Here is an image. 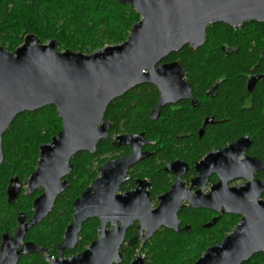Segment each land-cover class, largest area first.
I'll return each mask as SVG.
<instances>
[{
	"label": "water",
	"instance_id": "obj_1",
	"mask_svg": "<svg viewBox=\"0 0 264 264\" xmlns=\"http://www.w3.org/2000/svg\"><path fill=\"white\" fill-rule=\"evenodd\" d=\"M113 1L132 7L140 17L127 40L119 45L105 46L91 54L58 51L57 40L41 44L32 34L26 35L12 52L0 45V164L4 160L2 136L18 115L54 106L61 120L60 132L39 147L36 168L26 182L22 184L17 178L10 181L9 203L22 190L26 196L39 189L42 193L33 201L31 218L19 214L13 235H3L0 264H18L21 256L47 253L45 248L24 239L31 228L46 219L57 197L67 189L71 158L80 152L93 154L98 142L106 139L110 123L102 120L113 100L138 85L158 86L163 96L153 113L155 120L159 107L173 101L175 85H185L178 63L160 65L163 59L187 45L192 49L201 47L208 25L237 27L248 21L264 22V0ZM134 138L119 136L116 145L129 144ZM243 142L248 140L238 141L227 153ZM140 157L133 151L129 157L99 168V177L72 203L73 220L57 247V257L46 256V262L120 264L126 247L139 240L145 243L160 226L176 229L175 216L151 210L149 200L138 202L130 194L116 195L129 166ZM254 161L257 170H264L261 161ZM253 184L229 194L228 212L244 213L239 226L194 264H240L264 249V202L248 203L243 212L235 210L245 204L243 197ZM94 218L100 221L97 240L83 253L64 259V251L77 244L83 223ZM134 221L140 223L139 235L119 251L126 229ZM109 222L112 227L106 230ZM145 260L139 255L130 264H145Z\"/></svg>",
	"mask_w": 264,
	"mask_h": 264
},
{
	"label": "flooded vegetation",
	"instance_id": "obj_2",
	"mask_svg": "<svg viewBox=\"0 0 264 264\" xmlns=\"http://www.w3.org/2000/svg\"><path fill=\"white\" fill-rule=\"evenodd\" d=\"M205 32V41L201 47L192 49L187 45L159 63L160 65L178 63L184 72L182 80L185 85H175L173 101L159 107L155 120H152L153 113L158 108L159 101L163 96L158 86L152 84L135 86L111 102L126 96L136 88L153 87L155 104L149 112V119L151 122H170L173 130L152 134L145 131L116 132L113 129V120H106L103 117L102 123H110L107 137L98 142L95 152L91 155L97 153L102 143L108 145L109 151L104 157L107 160L97 168L96 177L89 184L90 186L99 177L98 170L105 163L127 158L133 151H137L141 157L129 166L125 180L119 186L116 195L130 194L138 202L147 199L150 202L151 210H160L163 216H175L177 220L176 229L163 225L157 229L154 235L162 231H170L175 234L191 232L193 226L197 225L198 234L204 240L199 249L204 250V252L232 234L244 218V213H231L227 210L230 208L228 205L229 194L232 191L254 183L253 189L245 192L243 197L245 204L236 207V211L243 212L248 203L264 202V170H257L254 161L258 160L264 164V124L260 130L253 129L251 126H244L230 132V134L225 131V125L231 121H241L240 124H242L244 120L248 124H252L258 116L264 120V90H260L264 85V22L248 21L237 27L216 23L208 25ZM203 47L207 48L208 52L205 53V56L210 59L215 60L219 56V59L225 61L237 58L242 62L244 67L239 66L237 71L240 83L234 86H226L229 77L224 72L217 73L215 68L204 77L189 74V71L180 63V53L187 48L197 51ZM227 92L230 96H234L237 101L235 107H232L235 110L228 112L223 101L227 97ZM256 97L258 102L254 106ZM253 108H255L254 112L252 111ZM248 113H253V115L245 119L243 115ZM119 136L135 138L129 144L117 146ZM258 137H261V140L258 141ZM243 138H246L248 142H243L240 147L234 148L235 151L228 154L227 150ZM240 152L242 154H239ZM240 168L243 169L242 174H238L240 171L237 172ZM95 219L99 223L95 237L81 251L66 256L67 251L74 252L79 245L81 228L77 244L73 249L64 251V259H70L83 253L92 242L97 240L100 221L98 218L89 220ZM117 224L120 225V223ZM139 226V221H134L126 229L124 241L119 251L131 239L139 235ZM111 227L112 223L109 222L106 230H110ZM228 227H231L230 231H227ZM144 232L145 230L142 231V233ZM216 233L218 234L216 235ZM154 235L145 243L139 240L134 245L126 247L120 264L124 262L126 253L128 256L132 255L128 264L139 255L146 258V264L147 256L141 249ZM212 235H221L222 238L213 245H209ZM24 241H27L26 237ZM207 243L209 246L204 248L203 246ZM131 249L134 250V253L131 252ZM46 250V254H36H42L44 262L49 264L45 257L55 259L58 250L54 256L49 253L48 249ZM137 250L141 254H135ZM250 263H264V249L240 264Z\"/></svg>",
	"mask_w": 264,
	"mask_h": 264
},
{
	"label": "trees",
	"instance_id": "obj_3",
	"mask_svg": "<svg viewBox=\"0 0 264 264\" xmlns=\"http://www.w3.org/2000/svg\"><path fill=\"white\" fill-rule=\"evenodd\" d=\"M139 19L132 7L120 5L113 0H0V45L12 51L21 44L26 35L32 34L41 44L57 40L58 51L70 50L91 54L105 46L123 43ZM207 52L206 47L197 51L184 49L180 53V63L189 74L204 77L215 68L217 73L224 72L229 77L226 86L240 83L237 71L239 66L244 67L242 62L237 58L225 61L219 59V56L215 60L210 59L205 56ZM260 90H264V85ZM228 92L227 97L223 99L227 112L235 110L232 107L237 103L234 96H230ZM255 100L254 106L257 105V97ZM154 104V88L139 87L108 105L104 119L113 120V129L116 132L145 131L152 134L173 130L170 122L150 121L149 112ZM252 111L254 112L255 108ZM252 115L253 113H248L243 117L248 119ZM256 118L252 124L244 120L242 124L241 121H231L225 125V131L230 134L244 126L260 130L264 120L260 116ZM60 130L61 120L55 107L46 106L32 113L18 115L3 134L4 160L0 164V245L3 235L10 236L16 231L19 214L24 213L27 218L32 216L33 201L42 192L39 189L31 196H26L22 190L16 200L9 203L7 190L10 181L17 178L22 184L26 182L36 168L39 147L49 143ZM257 140H261V137ZM108 151V145L102 143L96 154L78 153L71 159L72 170L67 177L68 188L57 197L46 219L28 231L27 241L48 249L53 256L57 254V246L72 221L71 204L94 180L97 168L107 160L104 157ZM98 225L96 219L84 223L79 245L74 252L67 251L66 256L84 249L95 237ZM230 229L231 227H228L227 231ZM221 238V235H212L209 245ZM202 241L204 240L198 234V226L194 225L191 232H159L141 250L147 256L146 264H193L204 252L199 249ZM209 245L207 243L203 247ZM131 252L134 253V250L131 249ZM131 257L132 255L128 256L126 253L122 264H128ZM18 264L46 263L42 254H34L23 256Z\"/></svg>",
	"mask_w": 264,
	"mask_h": 264
},
{
	"label": "rangeland",
	"instance_id": "obj_4",
	"mask_svg": "<svg viewBox=\"0 0 264 264\" xmlns=\"http://www.w3.org/2000/svg\"><path fill=\"white\" fill-rule=\"evenodd\" d=\"M139 20H140V19H139ZM129 34H130V33H129ZM128 36H129V35H128ZM23 39H24V38H23ZM126 40H127V39H126ZM126 40H125V41H126ZM22 42H23V41H22ZM22 42H21V44H22ZM21 44H20V45H21ZM20 45H18L17 47H19ZM17 47H16V48H17ZM16 48H15V49H16ZM7 51H8V50H7ZM12 51H13V50H12ZM12 51H11V52H12ZM81 53H83V52H81ZM84 54H87V53H84ZM135 254L138 255V254H141V253H140V251L137 250V252H135Z\"/></svg>",
	"mask_w": 264,
	"mask_h": 264
}]
</instances>
